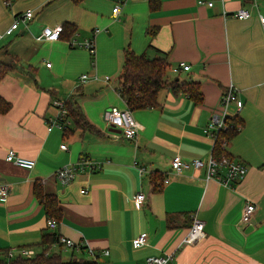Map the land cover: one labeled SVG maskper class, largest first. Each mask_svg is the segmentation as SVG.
<instances>
[{"label":"crops","instance_id":"0c3cea01","mask_svg":"<svg viewBox=\"0 0 264 264\" xmlns=\"http://www.w3.org/2000/svg\"><path fill=\"white\" fill-rule=\"evenodd\" d=\"M208 1L158 0L151 8L149 0H0V98L6 107L0 109V185L8 186L0 196V258L4 251L19 256L23 248L40 252L42 235L50 231L83 242L76 257L91 260V248L97 264H139L173 251L170 264H264V26L258 19L264 0H212V6ZM241 7L250 10L249 18L232 15ZM28 9L27 23L5 33ZM63 23L75 28L69 38L38 37ZM91 37L94 65L81 46ZM127 48L149 58L165 55L167 78L197 82L201 92L194 102L183 90L167 87L156 106L133 109L139 126L134 140L106 124L109 108L127 106L117 90ZM179 61L189 69L174 73L171 67ZM231 84L238 99L227 110L239 118L240 128L227 151L247 166L245 176L226 187L206 180L205 167L175 173V155L203 161L211 155L214 141L204 127L211 114L222 112L221 95ZM52 95L74 97L87 126L69 120L64 130H48L57 111ZM10 148L34 159V166L5 160ZM82 156L101 167L61 184L57 168ZM156 173L162 175L158 189ZM36 183L58 199L61 215L53 229H46ZM138 192L145 195L139 207L133 200ZM248 200L256 209L244 223ZM192 214L203 221V236L181 244ZM142 232L146 243L133 246ZM51 250L71 256L59 243Z\"/></svg>","mask_w":264,"mask_h":264},{"label":"built area","instance_id":"2783aa9c","mask_svg":"<svg viewBox=\"0 0 264 264\" xmlns=\"http://www.w3.org/2000/svg\"><path fill=\"white\" fill-rule=\"evenodd\" d=\"M6 4L7 2L4 1ZM209 6L213 5V1L207 2ZM113 15H117L119 12V6L115 5L112 9ZM232 15L239 19H245L249 18L251 16V12L249 9L241 7L232 12ZM32 16V10L28 9L24 11L21 14H17L11 25L5 30V33L9 34L14 29H16L19 25V23H27L28 19H30ZM259 22L262 26H264V14L258 15ZM61 31V25H58L54 28H44L41 32V34L38 36L44 37L47 39H57L59 37ZM1 36V34H0ZM81 46L86 48L91 57L95 55V43L94 38H88L85 39ZM47 66H50V63H46ZM92 65H94V61H92ZM189 64H187L184 61H179L176 64H174L171 67V70L174 73H178L180 70H188ZM87 75L82 74L80 76V81L86 80ZM109 77L105 76V80H107ZM237 91L235 87L231 84L228 86V88L222 93L220 104L222 106V112L220 113H213L211 114L209 121L207 122L206 126L204 127V132L210 136L214 143L216 139L218 138V135L220 132L225 130L229 124L227 123V120L230 117H233V114L227 110V105L230 103L237 101ZM53 105L56 107V114L53 118H49V121L47 122V129L51 130L53 127H58L62 130L65 129L67 123L69 122V119L67 118L68 110L64 104L63 99L55 98L53 99ZM241 106L240 103H238L237 109H239ZM106 124L109 128L117 129L122 134L124 138L127 139H135L138 133V123L135 120V118L132 115V110L129 107L119 108L116 106H112L108 109V112L106 114ZM240 127L239 125L236 126V130H238ZM213 143V144H214ZM227 141H224L222 144L223 153L219 158L213 156L212 154L208 157L206 161H203L199 158H192L190 160H184L179 155H175L171 159V168L175 173H180L184 169L189 168H201L205 167V178L206 180L210 178L216 179L218 182H220L223 186L226 187H233L234 184L240 180L243 179L247 172V166L233 158L228 151H227ZM60 147L63 149H67V146L65 143H61ZM5 160L9 162H13L21 167L30 169L34 166L35 160L32 158L24 157L17 152H15L14 149L10 148L6 151L5 154ZM101 167V162L98 160H95L89 156H82L80 157L76 162L65 164L63 166H60L55 171L56 178L61 182V184H68L71 182L78 172L81 171H91L94 169H98ZM139 171H142V168L139 167ZM167 181V180H165ZM8 192V186L6 184L0 185V196H5ZM135 204L137 207L141 206L143 201L145 200V195L142 192H138L135 194L133 198ZM256 209V204L248 200L245 202V204L242 207L241 211V222L244 223H250L252 215ZM57 225V220L55 218H47L46 220V226L49 229L55 228ZM203 236V221L198 218L195 214H192L191 224L188 228V231L186 232L185 236L183 237L181 244H191L199 240ZM57 243H59L61 246H63L66 249H70L71 256L76 255L79 253L83 247V242H74L70 238H67L62 235H57ZM147 236L145 232H142L135 236L132 240L133 246L139 247L146 243ZM89 253L91 256V261H96V254L94 251L89 248ZM19 255L22 257H31L34 255L33 250L23 248L20 250ZM70 256V257H71ZM175 256V251L169 252L163 255L158 256H148L145 258V260L139 264H170V262L173 260ZM8 259L13 257V254L11 252L8 253Z\"/></svg>","mask_w":264,"mask_h":264},{"label":"trees","instance_id":"16d2710c","mask_svg":"<svg viewBox=\"0 0 264 264\" xmlns=\"http://www.w3.org/2000/svg\"><path fill=\"white\" fill-rule=\"evenodd\" d=\"M4 1L9 5L11 0ZM157 1L149 0L151 8H153ZM74 31L75 28L71 24L63 23L59 37L69 38ZM94 57H91V64L92 61H95ZM167 69L168 62L165 55L149 58L144 54L138 55L127 48L124 52L123 64L117 86V90L125 100L127 107L131 110L154 107L158 103L157 96L159 91L167 87L175 91L183 90L194 102L201 100L200 87L197 82H185L178 78L168 79ZM1 75L2 71H0V77ZM54 97L55 95H52L51 98L53 99ZM63 101L68 110L67 118L72 121L73 125L77 127L87 126V122L75 98H64ZM2 102L0 98V109L5 110L6 107L4 109ZM227 123L229 126L219 133L213 145L211 154L217 158L224 152L221 148L224 141L228 142L237 133L236 126L240 124V120L237 116H233L227 120ZM161 181L162 175L156 173L153 179L156 189L159 188L158 183ZM34 193L43 205L46 217L55 218L56 220L59 219L61 209L57 197L54 194L46 193L41 184L37 183L34 185ZM46 229L49 230L47 226ZM57 240V235L54 232L47 231L42 235L40 252L31 257H22L19 255L8 259V251H4L2 254L3 257L0 258V264H97V262L91 260L77 258L76 255L65 260L60 251L51 250L52 246L57 243Z\"/></svg>","mask_w":264,"mask_h":264},{"label":"water","instance_id":"95a60500","mask_svg":"<svg viewBox=\"0 0 264 264\" xmlns=\"http://www.w3.org/2000/svg\"><path fill=\"white\" fill-rule=\"evenodd\" d=\"M117 131H119V130H117ZM251 228H252V225L251 224H248L247 229H251Z\"/></svg>","mask_w":264,"mask_h":264},{"label":"rangeland","instance_id":"374dc122","mask_svg":"<svg viewBox=\"0 0 264 264\" xmlns=\"http://www.w3.org/2000/svg\"><path fill=\"white\" fill-rule=\"evenodd\" d=\"M65 260H67L68 258L67 257H63Z\"/></svg>","mask_w":264,"mask_h":264}]
</instances>
